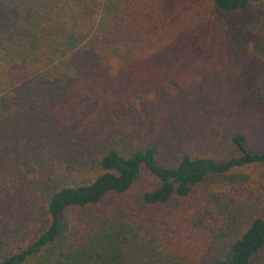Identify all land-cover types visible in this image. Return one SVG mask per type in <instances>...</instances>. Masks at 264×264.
<instances>
[{
  "label": "trees",
  "instance_id": "1",
  "mask_svg": "<svg viewBox=\"0 0 264 264\" xmlns=\"http://www.w3.org/2000/svg\"><path fill=\"white\" fill-rule=\"evenodd\" d=\"M252 49L264 71V0H0V264H187L196 231L197 264H264L253 132L122 124L197 54Z\"/></svg>",
  "mask_w": 264,
  "mask_h": 264
},
{
  "label": "rangeland",
  "instance_id": "2",
  "mask_svg": "<svg viewBox=\"0 0 264 264\" xmlns=\"http://www.w3.org/2000/svg\"><path fill=\"white\" fill-rule=\"evenodd\" d=\"M253 52V49L248 51L243 59L228 50H219L216 56L197 54L193 63L177 69L162 97L156 96V91L150 93L149 98L156 100V108L149 103L141 108L133 107L129 115L124 113L130 123L122 124L131 132L154 129L160 140L175 135V130L182 131L184 142L193 148L242 126L254 133V148L264 149V105L254 94L255 74L264 72L263 59ZM251 63L259 67L250 66ZM130 196L133 197V191ZM130 201V198L121 200V205L129 206ZM198 201L197 196L186 200V214L194 212ZM148 227L159 231L149 224ZM203 237L202 231H196L189 238L191 242L185 239L183 254L190 257L183 259L185 263L197 264L193 261L197 259Z\"/></svg>",
  "mask_w": 264,
  "mask_h": 264
}]
</instances>
